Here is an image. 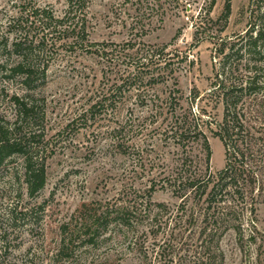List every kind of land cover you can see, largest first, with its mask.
Here are the masks:
<instances>
[{"label":"trees","instance_id":"1","mask_svg":"<svg viewBox=\"0 0 264 264\" xmlns=\"http://www.w3.org/2000/svg\"><path fill=\"white\" fill-rule=\"evenodd\" d=\"M18 1L20 9L9 19L8 35L0 42L1 52L16 58L13 63L8 58L0 61V79L16 82L21 92L5 96L13 115L10 120L0 117V171H5L12 159H20L21 172L16 170L12 179L24 185L29 198H35L45 187L46 160L51 152L44 100L37 99L33 92L46 84L49 60L55 56L52 51L79 46L86 55L108 64L112 78L99 93L88 96V107L78 115L82 119L114 115L124 104L126 92L144 82L151 86L170 79L175 86L171 62L179 55L176 52L170 56L167 45L137 47L127 42L119 47L91 42L86 15L89 0H65L62 16H56L47 7L33 5L30 0ZM247 1L244 31L207 39L213 44L207 92L192 90L183 109L180 99L171 94L166 101L168 110L164 114L168 124L162 136L174 151L158 184L160 190L176 196L177 208L173 211L152 202L150 194L157 186L152 182L146 195H136L114 212L97 216L92 209L83 214L85 232L90 238L111 217L123 229V244L134 247L144 264H224L222 238L232 232L242 247L246 230L249 235L255 232L257 206L264 204V0ZM231 2L225 0L224 13L217 22H222L223 29L231 13ZM152 7L159 8L156 2ZM190 9L188 4L183 6L185 12ZM145 14L142 12L138 20L144 19ZM10 35H14L11 40ZM55 36L62 37L61 42L54 41ZM202 36L193 34L194 46ZM184 60L185 57L177 62ZM120 63L127 69L122 71ZM131 67L134 69L129 70ZM173 92L179 93L176 89ZM136 99V106L147 108L151 119L164 111L154 99L141 93ZM136 129L141 132L139 127ZM154 130L156 127L147 134ZM132 132L133 127L126 121L111 129L112 136L117 138L115 148L132 159L133 168L145 170L153 165L150 153H154V148L128 145ZM207 134L216 138L224 151V166L215 173L208 167L211 152ZM197 145L203 152L202 158L192 155ZM6 211L8 226L0 222L2 244L8 242L7 229L12 230L31 214L18 203L7 206ZM150 240L152 244L148 243Z\"/></svg>","mask_w":264,"mask_h":264},{"label":"rangeland","instance_id":"2","mask_svg":"<svg viewBox=\"0 0 264 264\" xmlns=\"http://www.w3.org/2000/svg\"><path fill=\"white\" fill-rule=\"evenodd\" d=\"M152 1L89 0L87 33L93 43H111L119 47L127 42L137 47L167 45L170 56L177 52L178 59L186 58L184 62H177L176 58L171 62L176 85L170 79L151 86L144 82L126 92L124 104L114 115L78 118L89 105L88 96L91 93L94 96L108 85L112 74L106 61L86 55L79 46L52 51L55 56L49 60L46 84L33 92L45 104V129L51 152L46 160V184L35 198H29L24 185L12 179L16 170L21 169L20 159H12L8 168L0 171V222L3 226H8L6 208L12 203L31 211L24 221L12 230L7 229L8 242L2 244L0 239V264H144L134 247L123 244L119 222L109 217L106 225L93 228L95 236L92 239L85 232L83 214L92 209L97 216L102 212H114L136 195H146L152 182L157 185L150 194L152 202L162 203L173 211L177 208L176 196L160 190L161 184H158L163 177L160 173L169 165L174 151L162 136L168 124L164 114L168 110L166 101L171 94L180 99L183 109L187 107L192 90L207 92L213 63V44L207 39L230 37L244 31L248 1L232 0L224 29L222 22H217L224 13L225 0H213L211 6V0ZM30 2L51 9L56 16H62L66 10L65 0ZM154 2L159 8L152 7ZM186 3L191 9L185 12ZM19 9L18 0H0V42L8 35L9 19L15 17ZM142 12L146 14L139 21ZM195 32L203 34L196 46L193 42ZM176 33L179 34L174 39ZM13 38L14 35L9 36L10 40ZM60 39V36L53 38L57 43ZM1 51L0 61L7 58L10 63L16 61L15 57ZM120 69L124 71L127 67L120 63ZM18 89L16 82L5 83L0 79V117L11 119L13 113L5 96ZM175 89L178 94L173 92ZM140 93L147 99H154L158 107L164 109L160 116L151 119L147 108L136 106ZM217 113L221 114V110ZM125 121L133 127L128 145L134 144L137 148L152 145L154 148V153H150L153 165L145 170L133 168L132 159L115 148L117 138L112 136L111 129ZM136 127L141 132H137ZM153 127L156 130L147 134ZM206 137L211 152L208 167L215 173L224 166V151L216 138L210 134ZM192 153L195 157H203L199 145L194 146ZM204 169L202 164L201 171ZM148 243L152 244L153 240ZM220 249L224 264H264V204L257 206L255 232L249 235L246 230L242 247L234 233L229 232L222 238Z\"/></svg>","mask_w":264,"mask_h":264}]
</instances>
